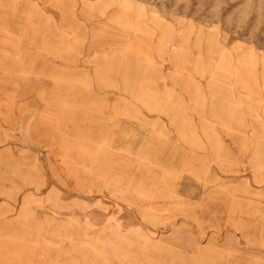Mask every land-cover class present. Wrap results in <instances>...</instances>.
Returning a JSON list of instances; mask_svg holds the SVG:
<instances>
[{"label": "rangeland", "instance_id": "obj_1", "mask_svg": "<svg viewBox=\"0 0 264 264\" xmlns=\"http://www.w3.org/2000/svg\"><path fill=\"white\" fill-rule=\"evenodd\" d=\"M117 92L181 163L136 125L96 164ZM0 264H264V0H0Z\"/></svg>", "mask_w": 264, "mask_h": 264}, {"label": "crops", "instance_id": "obj_2", "mask_svg": "<svg viewBox=\"0 0 264 264\" xmlns=\"http://www.w3.org/2000/svg\"><path fill=\"white\" fill-rule=\"evenodd\" d=\"M115 109L109 116H104L102 113L95 111L93 119L90 118L87 121L90 130L89 145H94V157L96 164L100 168H117L115 163L119 161H128V154L120 153L116 146H129L134 145V133L136 125L143 127V140L142 145L151 147L155 145H165L166 150L164 162L167 163H181L183 160L182 154L177 151V145L180 143L177 140L176 129L174 126L168 123V118L143 111L138 115L137 122L135 120V114L130 112L129 106L135 104L134 99L128 95L116 94L114 99ZM126 106V107H125ZM133 109V108H131ZM69 110L66 107H60L55 120L52 119L54 129L47 140V150L39 148L29 147V151L32 155H35L39 159L41 154L45 153L46 159H49L51 153H60L64 150L65 144L68 143V128L69 119L66 113ZM86 127V126H85ZM164 133V137L159 136L158 133ZM93 140V142H92ZM35 146V145H34ZM179 153V154H178ZM192 151L190 152V154ZM49 155V156H48ZM51 157V156H50ZM194 158L191 155V160ZM63 161L64 158H62ZM190 160V161H191ZM196 160V159H195ZM103 161L109 164H103ZM193 162V161H191ZM165 168H181L182 165H167Z\"/></svg>", "mask_w": 264, "mask_h": 264}]
</instances>
